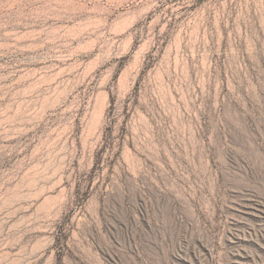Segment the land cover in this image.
Segmentation results:
<instances>
[{
	"label": "rangeland",
	"instance_id": "rangeland-1",
	"mask_svg": "<svg viewBox=\"0 0 264 264\" xmlns=\"http://www.w3.org/2000/svg\"><path fill=\"white\" fill-rule=\"evenodd\" d=\"M68 2L0 0V264H264V0Z\"/></svg>",
	"mask_w": 264,
	"mask_h": 264
},
{
	"label": "bare ground",
	"instance_id": "bare-ground-1",
	"mask_svg": "<svg viewBox=\"0 0 264 264\" xmlns=\"http://www.w3.org/2000/svg\"><path fill=\"white\" fill-rule=\"evenodd\" d=\"M68 1H69L68 2L69 5L71 6L70 11L72 13L75 14L85 13V14L93 15V17H99L100 15L109 11L110 9L114 7L124 6L127 3L126 2L127 0H68ZM99 22L100 19L95 21L96 24H98Z\"/></svg>",
	"mask_w": 264,
	"mask_h": 264
}]
</instances>
